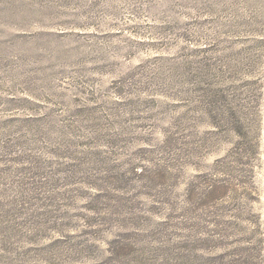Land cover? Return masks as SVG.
<instances>
[{"label": "rangeland", "instance_id": "rangeland-1", "mask_svg": "<svg viewBox=\"0 0 264 264\" xmlns=\"http://www.w3.org/2000/svg\"><path fill=\"white\" fill-rule=\"evenodd\" d=\"M0 264H264V0H0Z\"/></svg>", "mask_w": 264, "mask_h": 264}]
</instances>
